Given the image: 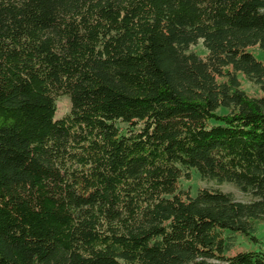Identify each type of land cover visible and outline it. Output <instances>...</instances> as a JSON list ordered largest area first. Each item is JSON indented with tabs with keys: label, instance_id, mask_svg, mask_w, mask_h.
I'll list each match as a JSON object with an SVG mask.
<instances>
[{
	"label": "trees",
	"instance_id": "obj_1",
	"mask_svg": "<svg viewBox=\"0 0 264 264\" xmlns=\"http://www.w3.org/2000/svg\"><path fill=\"white\" fill-rule=\"evenodd\" d=\"M251 47L264 0H0V264H264Z\"/></svg>",
	"mask_w": 264,
	"mask_h": 264
},
{
	"label": "rangeland",
	"instance_id": "obj_2",
	"mask_svg": "<svg viewBox=\"0 0 264 264\" xmlns=\"http://www.w3.org/2000/svg\"><path fill=\"white\" fill-rule=\"evenodd\" d=\"M191 52H194L199 57L203 58L206 55V49L204 48L202 41L190 48ZM249 52L255 57V59L264 64V50L258 47L249 48ZM239 81L242 90L250 97H260L261 91L258 86L248 82L242 75H239ZM56 113L55 119H59L68 113L70 103L67 97H60L55 102ZM181 190L187 191L191 197H194L197 190L200 188H217L223 192L230 193L232 196L240 202H249L251 198L248 195L241 193L232 184L223 183L221 185L216 184L213 181L201 180L199 174L195 170H191L189 179L182 178L179 185ZM256 241L248 239L247 237L236 234L235 242L233 246L224 253L225 257H232L241 252H264V222H259L256 225V232L254 234Z\"/></svg>",
	"mask_w": 264,
	"mask_h": 264
}]
</instances>
